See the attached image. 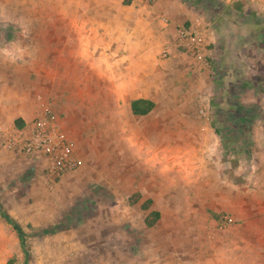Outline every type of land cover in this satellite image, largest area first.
I'll return each instance as SVG.
<instances>
[{
    "label": "rangeland",
    "instance_id": "obj_1",
    "mask_svg": "<svg viewBox=\"0 0 264 264\" xmlns=\"http://www.w3.org/2000/svg\"><path fill=\"white\" fill-rule=\"evenodd\" d=\"M85 1L88 8L92 0ZM214 1L215 18L201 5L191 6L190 17L179 24H173L170 15L161 18L163 27L170 30L157 57L171 62L159 64L158 69L168 71L179 55L187 66L196 65L199 74L206 76L204 90H183L182 98L164 100L149 115L151 119L140 122L118 105L120 101L116 104L109 97L101 98L100 111L94 109L93 83L88 82L86 96L81 98L83 109L70 115L72 124L82 119L88 124L78 130L81 160L76 169L51 177L44 169H28L19 155L11 160L12 167L6 169L0 184V205L22 231L24 244L0 216V264H24L23 247L28 253L26 264H169L176 251L199 248L195 232L203 228L205 216L215 218L213 230L218 234L230 225L220 209L226 190L237 196L238 178L239 182L243 175L247 181L254 180V143L264 138V129L258 127L264 121V43L254 33L257 26L264 28V0ZM233 3L238 9L231 8ZM63 4L62 0H0V60L28 57V50H16L7 43L28 44L36 36L28 28L46 20L36 19L37 11L61 9ZM17 27L26 29L19 32ZM185 29L200 32L199 56L182 34ZM219 82L227 90L229 82L241 89L223 96V89L221 94L214 89ZM232 98L257 108L249 131L238 133L248 143L249 156L242 151L229 153L223 147L227 139L213 129L218 127L213 113L227 108ZM36 99L37 112L41 104L49 105ZM179 104L181 112L170 113ZM53 116L57 120L63 114ZM100 117L106 126L102 138L93 125ZM30 121L17 133L8 131L9 136L21 137ZM136 124L146 127L145 136L137 137L132 129ZM56 127L62 131L57 123ZM7 148L23 154L13 145ZM133 193L139 197L132 204L128 199ZM150 210L158 211L159 217L147 227L143 219ZM57 223L59 230L41 231Z\"/></svg>",
    "mask_w": 264,
    "mask_h": 264
},
{
    "label": "crops",
    "instance_id": "obj_2",
    "mask_svg": "<svg viewBox=\"0 0 264 264\" xmlns=\"http://www.w3.org/2000/svg\"><path fill=\"white\" fill-rule=\"evenodd\" d=\"M62 2L61 9L37 11L36 19L46 20L28 28L36 35L28 44L16 40L7 43L16 50H28V57L0 60V129L4 134L19 132L36 114V98H42L52 113L63 114L54 122L66 134L79 162L78 130H85L88 124L84 119L72 124L70 115L83 109L81 98L86 96L88 82L93 83L94 109L100 111L101 98L109 97L116 104L120 101L118 105L140 122L151 119L149 115L164 100L182 98L183 90L206 88L203 72L199 74L196 65L187 66L179 55H175L168 71L158 69L159 64L171 62L157 57L170 30L163 27L161 18L170 15V21L179 24L190 17L191 5L180 0H115L112 5L109 0H92L87 8L85 0ZM17 28L19 32L26 29ZM133 99L149 100L153 106L144 115L132 114L129 102ZM180 105L170 113L181 112ZM93 123L102 138L105 122L100 117ZM258 127L264 129V121H259ZM132 129L138 138L145 136L143 125L136 124ZM254 145V180L247 181L243 175L239 182L238 178L237 196L226 190V201L220 206L230 225L218 234L213 230L215 218L205 216L203 228L195 232L197 242L201 241L199 248L176 251L175 260L169 264H264V138ZM18 155L28 169L43 170L39 155L16 154L0 142V184L5 181L6 169L12 167L11 160ZM214 234L220 238L214 239Z\"/></svg>",
    "mask_w": 264,
    "mask_h": 264
},
{
    "label": "trees",
    "instance_id": "obj_3",
    "mask_svg": "<svg viewBox=\"0 0 264 264\" xmlns=\"http://www.w3.org/2000/svg\"><path fill=\"white\" fill-rule=\"evenodd\" d=\"M180 1L185 4L191 5L193 7H196L198 5L205 6L206 8L209 9L212 18H215V16L218 14L217 13L218 11H215V8H217L216 5L217 2H215L214 0H180ZM230 6L231 8L233 6V8L238 9V6H236V4L234 3ZM254 33L255 35L259 34L262 42L264 43V28L257 26V29ZM215 84H214V89L216 93L221 94L223 89V93H222L223 96H227L230 90L241 89V87L237 86V83L235 82L228 83L227 86L228 90L226 89V87L224 89V86L220 82ZM224 90L226 91V93H224ZM234 99L235 98H232L227 102V108L225 109L218 108L216 109V112L213 113L214 115L213 117H215V121L218 123V127H214L213 129L214 132L221 139H227L226 140L227 142L224 143L223 147L224 149L227 148V151H229V153L230 152L236 153L237 151L238 152L242 151L245 152L247 156H249L250 151L249 148H247L248 143H246V140H244L240 135H238V133L240 132V129L241 131L244 132L249 131V129L251 128V123H252L251 121L255 119L257 116V108L254 105H248V106L240 105L239 103H236V100L232 101ZM152 106L153 103L146 99H133L130 100L129 102L130 112L136 115H144L148 113L151 110ZM230 132L235 133V136H233V133L232 135H229ZM232 136L233 138H231ZM228 138L230 139V141H228ZM232 141L236 142L239 148L234 144L229 145ZM235 148L238 149L236 150ZM138 197L139 195L137 193H133L128 200L130 203L133 204L138 200ZM148 202L149 201L147 200L144 205L148 204ZM0 216L7 224L11 225V227L16 229L20 243L24 244L22 231L19 229L18 225L14 222V220L2 209L1 205H0ZM158 217H159V213L157 211L150 210L145 215L143 219V223L145 226L150 227L157 221ZM60 228H61L60 223H57L54 225H50L42 229L41 231L46 234H51L56 230H59ZM23 255H24V264H26V258L28 253L24 249V247H23Z\"/></svg>",
    "mask_w": 264,
    "mask_h": 264
},
{
    "label": "built area",
    "instance_id": "obj_4",
    "mask_svg": "<svg viewBox=\"0 0 264 264\" xmlns=\"http://www.w3.org/2000/svg\"><path fill=\"white\" fill-rule=\"evenodd\" d=\"M182 34L187 35L188 44L199 56L198 52L202 48L200 32L185 29ZM22 134L21 137L9 136L0 129V137L4 138L7 146L13 145L25 155H39L48 176L58 177L76 169L78 160L74 149L65 133L56 127L49 105L41 104V110Z\"/></svg>",
    "mask_w": 264,
    "mask_h": 264
}]
</instances>
